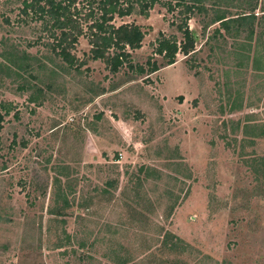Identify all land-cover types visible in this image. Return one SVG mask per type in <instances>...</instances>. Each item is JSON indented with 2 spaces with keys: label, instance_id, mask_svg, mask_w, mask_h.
I'll list each match as a JSON object with an SVG mask.
<instances>
[{
  "label": "rangeland",
  "instance_id": "1",
  "mask_svg": "<svg viewBox=\"0 0 264 264\" xmlns=\"http://www.w3.org/2000/svg\"><path fill=\"white\" fill-rule=\"evenodd\" d=\"M213 1L242 12L206 0L195 53L170 66L156 41H182L181 8L115 18L145 32L132 63L160 67L132 76L91 61L85 37L69 69L22 0H0V264H264V38L217 34Z\"/></svg>",
  "mask_w": 264,
  "mask_h": 264
},
{
  "label": "trees",
  "instance_id": "2",
  "mask_svg": "<svg viewBox=\"0 0 264 264\" xmlns=\"http://www.w3.org/2000/svg\"><path fill=\"white\" fill-rule=\"evenodd\" d=\"M240 1L242 12L235 17L227 16V12L220 8V3L213 1L212 4L216 9L211 12L213 15L210 22L219 25L216 33L221 34L220 31H223L231 34L232 29L235 28L236 33L246 32L248 39L254 36L259 39L264 38V0ZM205 2L206 0H22L20 12L25 16L30 14L32 20L35 18L41 22L42 32L49 41L45 43L46 46L69 69H77L85 64L84 60H79L73 53L78 39L85 37L90 46L88 58L91 61L102 62L111 75H116L126 68L130 74H133L132 76H147L160 69L158 64L152 62L146 70L141 65L133 64L131 56V52L141 48L145 32L135 23H123L116 26L115 18L122 19L134 13L148 17L150 10L156 4H162L169 12L181 8V14L184 17L177 29L182 34V41L178 42L176 37L165 36H161L156 41L155 54L161 56L165 66H170L175 63L178 53L185 56L195 53V36L189 29L187 21L195 14L206 16L208 10ZM258 25L259 32L256 29ZM13 64L16 67V76H20V71L29 72L31 69L27 53L15 55ZM0 66L3 72H5L4 69L8 70L7 66L1 62ZM27 88L28 86L23 84L19 90L23 92ZM30 102L38 106L41 104L40 101L32 98ZM7 113L8 111L5 112ZM2 119L3 116L0 114V126ZM255 160H257L255 163H258L257 167H260L255 170V173L261 172L264 177V158ZM59 195L61 196L58 199L64 204L61 210L64 211L68 207L67 199L64 194ZM63 211L59 210L57 214ZM175 239L181 242L179 238L175 237ZM174 246L176 245L172 247Z\"/></svg>",
  "mask_w": 264,
  "mask_h": 264
}]
</instances>
